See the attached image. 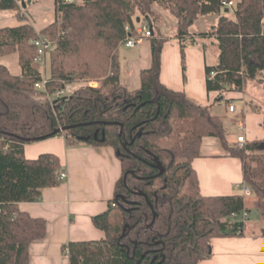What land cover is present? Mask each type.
<instances>
[{
    "label": "trees",
    "instance_id": "1",
    "mask_svg": "<svg viewBox=\"0 0 264 264\" xmlns=\"http://www.w3.org/2000/svg\"><path fill=\"white\" fill-rule=\"evenodd\" d=\"M35 1L0 0V11L14 10L23 21V11ZM54 1L56 19L39 33L28 23L0 28V57L17 52L21 67L15 75L0 64V264H30L31 244L46 236V221L18 205L38 201L44 189L59 186L63 168L52 153L27 158L24 146L57 135H64L69 145L111 147L123 168L112 204L93 217L104 237L64 245L69 264H199L210 258L213 238L244 235L241 214L249 213L245 198L206 197L200 191L193 161L201 156L204 137L219 138L242 160L243 183L257 195L264 221V138L229 147L222 118L211 105L161 82L167 38L159 12H168L177 22L184 74L185 49L195 43L191 28L203 16H217L210 34L217 39L219 60L205 71L208 92L221 97L243 93L248 81L264 87V0ZM224 1L236 4L224 7ZM138 18V23H152L149 37L136 32ZM130 35L148 39L152 55L135 90L121 80L120 47ZM39 36L55 45L48 94L66 91L80 80H99L100 86L88 85L75 95L51 100L37 90L41 72L34 61V41ZM60 127L66 130L56 133ZM248 157L250 162L245 161ZM155 159L165 168L161 175L152 165Z\"/></svg>",
    "mask_w": 264,
    "mask_h": 264
},
{
    "label": "crops",
    "instance_id": "2",
    "mask_svg": "<svg viewBox=\"0 0 264 264\" xmlns=\"http://www.w3.org/2000/svg\"><path fill=\"white\" fill-rule=\"evenodd\" d=\"M23 14L26 19L22 21L14 10L0 11V28L28 23L39 33L55 21V1H35ZM134 48L139 51L135 60L123 59L120 54L121 80L130 90L140 87V72L149 68L152 62L148 39H142ZM185 55L184 74L179 43L166 41L162 51L161 82L172 90L184 92L202 105H211L213 109L214 101L221 98L216 92H208L206 87L205 68L206 65L213 66L209 63L207 50L187 47ZM0 64L6 65L15 75L21 74L17 52L1 56ZM235 100L240 101L239 112L236 105L234 112L229 111V106L221 114L213 110L215 115L222 118L227 145H236V137L241 134L246 136L247 142L262 140L264 114L261 107L251 103L248 105L245 93L236 92L230 97L229 105L234 104ZM239 121L245 124L246 130L243 132L237 127ZM24 150L29 159H35L43 153L57 155L67 174L66 180L59 186L44 189L38 201L18 205L21 211L43 218L47 223L46 236L30 246V264H69V258L63 251L64 245L71 241L104 237V233L94 226L93 217L108 210L115 197L116 183L122 176V164L111 147L93 146L85 142L69 145L64 135L28 143ZM200 151L201 156L194 159L193 168L202 195L241 194L245 186L242 160L232 156L217 137H204ZM247 197L245 205L250 211ZM246 227L242 236L213 238L210 258L199 264H264L262 228L258 233H247Z\"/></svg>",
    "mask_w": 264,
    "mask_h": 264
},
{
    "label": "rangeland",
    "instance_id": "3",
    "mask_svg": "<svg viewBox=\"0 0 264 264\" xmlns=\"http://www.w3.org/2000/svg\"><path fill=\"white\" fill-rule=\"evenodd\" d=\"M236 4V1H234ZM162 16H163V21L160 24V28L162 30V33L166 36L167 42L173 44L175 42H178L176 38V26L177 22L172 17L168 12L165 11H159ZM233 9L231 8L229 12V16L233 17ZM173 19H172V18ZM144 24V22H141ZM141 23H136L135 27H139ZM141 24V25H142ZM217 24V16L216 15H208V16H203L197 21L193 27L191 28V32L195 35V43L194 44H189L187 47H200L201 49H206L208 53V60L209 63H212V65H217L218 60H219V49H218V43L217 39L213 34H210L213 30L214 27ZM200 33H209L207 37H201ZM137 52L139 51L136 50V48H130L126 47L124 44L120 47V54L123 59L127 60H135L137 59ZM125 67V63H123V68ZM48 76L50 75V69H47ZM96 84V86H100L101 82L99 80H80L78 82H74L71 85H69L66 89V94H71L75 95L78 90L85 89L87 86L90 84ZM236 92H229V93H224L220 98L222 100H215L214 104L215 107L212 109V112L222 113L226 108L228 109L229 102H230V97H232ZM245 96L247 98L248 105L255 104L259 105L261 107L262 111L264 108V87L262 84H259L258 82L255 81H248L246 83V88H245ZM218 97V98H219ZM234 105L237 107V112L240 111V101L235 100ZM260 154V153H257ZM250 157L245 158L246 162H250ZM248 205L250 208L249 211V219L246 220L247 222V227H246V232L247 233H253L260 231L261 228L264 226V221L262 219L260 210L258 208V203H257V195L253 192L250 194L248 197ZM247 204V203H246Z\"/></svg>",
    "mask_w": 264,
    "mask_h": 264
},
{
    "label": "built area",
    "instance_id": "4",
    "mask_svg": "<svg viewBox=\"0 0 264 264\" xmlns=\"http://www.w3.org/2000/svg\"><path fill=\"white\" fill-rule=\"evenodd\" d=\"M69 2H74L75 0H67ZM235 3L233 1L230 2H223V6L224 7H230L233 6ZM264 23V21H263ZM142 24V23H141ZM139 27H135V30L138 34H142L145 37H149L151 35V30L149 28L148 22H144V24H142ZM126 30H130V26L126 27ZM142 39H138L136 37L133 36H129L125 41H124V45L126 47H130V48H134L137 47L138 44L141 42ZM34 44L37 47V55L34 59V61L39 65L40 68V72H41V81L35 84V88L37 90L43 91V92H47L46 89V82H47V78L49 77L47 74V69H50V53L51 51L54 49L55 45L54 43L45 36H39L35 41ZM90 85V84H89ZM90 86H96V84H91ZM66 94L65 90H57L55 91L53 94H48L50 100L53 98H57V97H61L64 96ZM229 111L230 112H234L235 111V105L233 103H230L229 105ZM237 127L239 129V131L243 132L246 130L245 124L243 121H239L237 124ZM247 143V139L246 136L244 134L238 135L236 137V144L239 145H244ZM67 178V174L66 172H62L60 175V180L61 181H65ZM253 191L249 186H244L241 195L245 198L246 196H249L250 194H252ZM237 214H232V218L235 219L237 218ZM241 218L242 220L246 221L247 219H249V213L247 211H243L241 214ZM263 250H264V246H263Z\"/></svg>",
    "mask_w": 264,
    "mask_h": 264
},
{
    "label": "water",
    "instance_id": "5",
    "mask_svg": "<svg viewBox=\"0 0 264 264\" xmlns=\"http://www.w3.org/2000/svg\"><path fill=\"white\" fill-rule=\"evenodd\" d=\"M137 22H140V18H138L137 19ZM148 23H149V26H150V28L152 29V23L150 22V20L148 19ZM110 122H103V124H109ZM66 130V127H60V128H58L57 130H56V133H60V132H63V131H65ZM141 131L138 133V135L140 136L141 135ZM103 136H104V132H103ZM102 141H104V137L102 138ZM156 168H158V169H160V172H159V174L158 175H161V174H163V172H164V168L162 167V164L158 161V163H157V165H156ZM131 173H133V172H131ZM127 174H125V176H126ZM138 195H144L142 192H138L137 193ZM154 217H156V214H154ZM127 227L128 226H125L124 227V233H125V231H126V229H127Z\"/></svg>",
    "mask_w": 264,
    "mask_h": 264
},
{
    "label": "flooded vegetation",
    "instance_id": "6",
    "mask_svg": "<svg viewBox=\"0 0 264 264\" xmlns=\"http://www.w3.org/2000/svg\"><path fill=\"white\" fill-rule=\"evenodd\" d=\"M157 163H158V160L157 159H155L154 160V162L152 161V165H153V167L156 169V170H158V174H159V172H160V169H158V168H156V165H157ZM163 167V166H162ZM164 168V167H163ZM164 171H165V168H164ZM164 173V172H163ZM132 174H134V173H132ZM157 174V175H158ZM137 177H141V176H138L137 175ZM138 192H136L135 194H137Z\"/></svg>",
    "mask_w": 264,
    "mask_h": 264
}]
</instances>
